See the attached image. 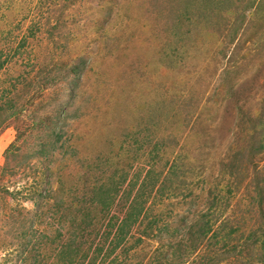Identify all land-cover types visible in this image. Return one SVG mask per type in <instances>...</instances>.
<instances>
[{"label":"rangeland","instance_id":"1","mask_svg":"<svg viewBox=\"0 0 264 264\" xmlns=\"http://www.w3.org/2000/svg\"><path fill=\"white\" fill-rule=\"evenodd\" d=\"M1 58L0 102L17 110L0 114V264H20L13 233L36 215L53 234L88 211L92 247L107 249L108 219L150 178L164 195L143 207L167 228L143 236L139 218L113 254L122 264H264L222 249L264 224V0H0ZM101 184L118 186L104 215ZM214 193L229 206L200 244L190 228ZM227 220L236 234L220 240Z\"/></svg>","mask_w":264,"mask_h":264},{"label":"trees","instance_id":"2","mask_svg":"<svg viewBox=\"0 0 264 264\" xmlns=\"http://www.w3.org/2000/svg\"><path fill=\"white\" fill-rule=\"evenodd\" d=\"M21 45L23 44L21 43L20 46ZM4 61H6V59L1 58L0 67H2ZM13 86L15 87V84H13ZM5 96L6 95H2V98L5 99H3V102H0V114H3V112H5L2 121H5L9 117L14 116V113L17 110L15 106L16 103L14 104L12 99ZM55 124L56 122L50 125V127H45L46 130L45 133H43V137H46L45 141L50 143V145L57 144V142L61 138L62 128L61 126H58L56 128L53 127ZM50 137H55L54 143L50 140ZM39 144L40 149L37 151L38 153H34L33 156L35 157L36 155L43 158L47 157L49 155L48 148L50 147V145L48 146V148H46L47 143L41 141V143ZM54 149L55 148L52 146L51 150ZM152 179L153 178H150L146 181L143 180L141 182L136 190L133 199H131V201L127 203V207L121 219H118L116 216L112 215L108 219V222L110 223L108 224L106 232L103 231L102 233H100V236H104L103 239L106 241L109 239V236L113 234L112 238L110 239L111 241H109L110 245H108L107 249H103V243H96V245L92 247L94 238H90V236L94 234L95 237L97 234H99V231L96 230V226L94 227L96 223L92 221V218H89L88 211L87 213H84V219H79L78 221L73 219L66 222L62 219H58L61 227H59L58 229H54L53 234L44 233L42 231L39 232L38 229H36V227L34 226L36 221L38 223L44 222L42 218L36 219L40 216L36 215L35 217L27 218L26 221H22L23 219H20L18 221L19 226L18 228H16V233H13V237L17 239L15 249L13 250L15 254L14 257L17 258V261H19L20 264H40L41 261H43V264L44 261L54 258L58 260V264H99V262L102 263L104 261L107 262L106 264H122L119 261L121 259H118V253L115 255L113 254L118 248L122 247V244L126 241L127 235L130 232V227L133 223L140 220L139 218H150L147 221L146 229L143 230V236H149L150 233L147 230H150L154 227L157 228L158 232L164 231L167 228L166 224L158 223L160 221L158 215H152V217H148L149 214L148 212H146L147 209L143 207L144 203L148 201V197L152 195L154 190V195H158L157 201L160 200V197L164 195V187L159 185V187L155 188L157 180L156 178L154 180ZM129 188L130 189H128V191L126 192L127 197L125 201L129 199L130 193L132 192L131 190L134 188V185H130ZM43 191L45 192L46 189H43ZM228 192L232 194L230 189H228ZM117 193V185L108 186L101 184L95 189L94 198H96L95 201L100 210L103 211V215L109 211L111 205L114 202V195H116ZM215 193L212 196L213 199H211L210 201L211 211H209V213H200L197 219V226L194 224L195 226L191 225L190 228V233L195 234V241L197 239V241H200V244L204 240L203 237L211 230V226L218 220L215 215L220 216L225 212L227 206H229L231 196L225 197L220 193ZM32 198L33 200H35V203L38 207H42V203L39 202V198H45V193L42 196L41 193H39L37 196H33ZM223 198H225V200ZM92 201H94V199H92ZM46 222L50 225L52 224V222ZM227 224H231V221L227 220L218 224L222 229L226 230V232H224V235L220 237V240H225V236H228L230 239H232L233 234H236L235 229L233 227H230L229 225L227 226ZM61 230H64V233L61 232ZM143 236H139L137 240H143ZM63 237L64 239H62ZM209 237L211 236L209 235ZM234 237L237 238L236 242L230 247L222 245V249L226 250V252L236 250L240 255L246 253V255L250 258L253 257L254 254L252 250H254L257 253L256 256H259L260 260L264 261V224L257 230L248 232L246 236H239L236 234ZM103 239L99 240L104 242ZM195 241L191 243V245H188L187 243V246L184 247V250L178 248L179 251L183 250V255L178 256L184 257L188 252L191 253L192 247L195 246ZM224 243L225 242H223V244ZM90 251H92L93 254V256L91 257H89ZM99 256L100 261H97V258ZM211 257L213 258V256ZM8 260H11V258L7 256V258L4 259V263H6ZM156 262L160 261L156 260Z\"/></svg>","mask_w":264,"mask_h":264}]
</instances>
